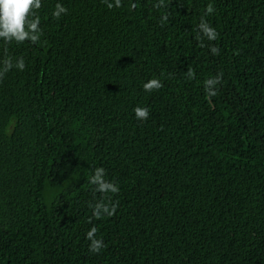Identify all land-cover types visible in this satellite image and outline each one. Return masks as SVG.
Masks as SVG:
<instances>
[{
	"label": "trees",
	"instance_id": "1",
	"mask_svg": "<svg viewBox=\"0 0 264 264\" xmlns=\"http://www.w3.org/2000/svg\"><path fill=\"white\" fill-rule=\"evenodd\" d=\"M34 15L0 38V264H264V0Z\"/></svg>",
	"mask_w": 264,
	"mask_h": 264
},
{
	"label": "clouds",
	"instance_id": "2",
	"mask_svg": "<svg viewBox=\"0 0 264 264\" xmlns=\"http://www.w3.org/2000/svg\"><path fill=\"white\" fill-rule=\"evenodd\" d=\"M108 8L119 7L120 0H105ZM40 7V0H0V38L11 41L15 40L17 42H22L25 40H30L33 43L39 41L41 29L39 27L40 20L34 15V10ZM209 12L212 11L211 8L208 9ZM67 9L60 3L56 4L55 10L52 16L59 18L62 14H66ZM32 17L29 19V17ZM166 19V17H165ZM200 29L203 31L204 35L209 39L215 37V32L212 28L208 27L207 24L201 23ZM215 52L216 50L213 49ZM13 65L9 63L7 67L11 68ZM15 67L19 70L25 68V62L23 58H19L15 62ZM216 81L208 80L205 82L206 90L208 85L215 83ZM160 82L156 79H152L146 82L143 87L145 91H151L154 88H159ZM211 94H214L211 93ZM135 118L138 120H146L149 111L145 107L137 106L134 108ZM104 170L102 168L95 169L94 176L92 177V183L96 184L100 190L111 189L115 191V188L103 181ZM95 228H92L87 233L86 238L91 240L90 244L91 251H98L102 246L103 242L94 238Z\"/></svg>",
	"mask_w": 264,
	"mask_h": 264
}]
</instances>
